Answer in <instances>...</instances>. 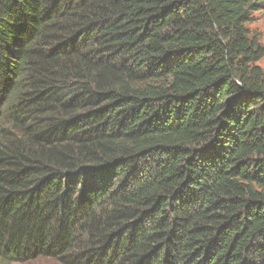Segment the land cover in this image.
I'll list each match as a JSON object with an SVG mask.
<instances>
[{
  "label": "trees",
  "instance_id": "trees-1",
  "mask_svg": "<svg viewBox=\"0 0 264 264\" xmlns=\"http://www.w3.org/2000/svg\"><path fill=\"white\" fill-rule=\"evenodd\" d=\"M264 0H0V264H264Z\"/></svg>",
  "mask_w": 264,
  "mask_h": 264
},
{
  "label": "rangeland",
  "instance_id": "rangeland-1",
  "mask_svg": "<svg viewBox=\"0 0 264 264\" xmlns=\"http://www.w3.org/2000/svg\"><path fill=\"white\" fill-rule=\"evenodd\" d=\"M251 35H255L260 44L264 46V11L258 12L254 15L253 21L247 26ZM260 67L264 68V57L257 63ZM20 264H59L52 259H38L32 262L20 263Z\"/></svg>",
  "mask_w": 264,
  "mask_h": 264
}]
</instances>
